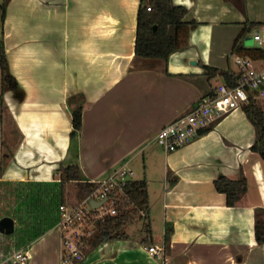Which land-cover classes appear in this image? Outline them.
Here are the masks:
<instances>
[{
	"label": "crops",
	"instance_id": "crops-1",
	"mask_svg": "<svg viewBox=\"0 0 264 264\" xmlns=\"http://www.w3.org/2000/svg\"><path fill=\"white\" fill-rule=\"evenodd\" d=\"M140 2L6 0L2 18L0 0V45L17 82L2 95L12 128L4 136L0 127V181L62 191L70 182L61 185V165L77 164L82 181L91 182L140 158L142 177L133 180L146 181V230L96 241L81 264H264V243H257L254 229L256 215L264 222V159L251 149L256 131L243 108L173 152L155 139L225 82L219 74L208 81L204 66L234 70L233 46L237 40L250 48L243 41L264 20V0H245L244 13L238 0H172L186 8L183 20L196 24L188 45L165 62L135 56ZM73 96L85 101L76 152L70 144ZM241 175L247 191L228 206L214 180ZM62 198L53 206L51 227L20 246L28 250L27 264H59L54 223ZM155 245L164 252L151 254L147 247Z\"/></svg>",
	"mask_w": 264,
	"mask_h": 264
},
{
	"label": "built area",
	"instance_id": "built-area-1",
	"mask_svg": "<svg viewBox=\"0 0 264 264\" xmlns=\"http://www.w3.org/2000/svg\"><path fill=\"white\" fill-rule=\"evenodd\" d=\"M252 42V54L234 52L231 55L235 65L230 71L236 79L234 84L222 83L212 94L201 97L188 111L157 132L155 139L166 152L181 148L222 115L252 101L264 114V20L253 28ZM133 177V169L128 163H122L102 178L91 181L95 186L86 197L75 203H57L54 227L59 232V264H81L90 247L101 240V225L121 209H135L142 220L148 217L147 206H137L125 190ZM91 200L98 205H90ZM147 250L159 255L164 252V245L148 246ZM0 258L10 264H27L29 253L27 248L20 247L0 252Z\"/></svg>",
	"mask_w": 264,
	"mask_h": 264
},
{
	"label": "trees",
	"instance_id": "trees-1",
	"mask_svg": "<svg viewBox=\"0 0 264 264\" xmlns=\"http://www.w3.org/2000/svg\"><path fill=\"white\" fill-rule=\"evenodd\" d=\"M5 1L6 0H4L2 4V18L4 16ZM238 1V3L236 2V6L244 13L245 0ZM148 7H150L149 10L147 9ZM186 12L187 10L184 6L174 5L172 0H141L137 14V29L134 47L135 56L138 58L155 59L165 62L172 52L186 47L188 45L189 29L192 25L196 24L194 21L186 22L183 20ZM253 25L258 24L254 23ZM234 52L252 54L253 49L241 46L236 40L232 53ZM204 69L206 70L208 81L219 74L225 82L230 84L235 83L236 79L230 72L220 71L217 68L209 66H204ZM0 70V103L2 105L3 93L7 90L17 88V82L9 71L4 47L2 45H0ZM207 95L208 94H204L203 97ZM68 106L70 108L72 121L70 144L76 152L77 136L82 126V111L85 106V101L77 96L69 97ZM243 110L256 131V139L251 145V149L258 152L262 159H264V114L260 110L258 104L253 101L247 106H244ZM59 171L61 185L63 186L67 182H75L79 188L80 199L86 197L95 186L91 182L82 181L80 168L77 164L61 165ZM214 185L217 191L226 195V204L228 206H234L247 191V181L243 175L236 180L218 177L214 180ZM125 190L137 206H147L145 179L129 181L125 186ZM64 200V198L61 199V201ZM136 213L137 211L135 209L126 208L121 209L117 215L110 217L100 227L101 239L116 240L126 238L124 227L126 224L133 221ZM254 229L257 243H264V222L259 221L257 215ZM0 233L7 235H2L3 237L10 236V234ZM171 233L172 228L169 227L164 235L166 243L169 241ZM7 248H10V246Z\"/></svg>",
	"mask_w": 264,
	"mask_h": 264
},
{
	"label": "rangeland",
	"instance_id": "rangeland-1",
	"mask_svg": "<svg viewBox=\"0 0 264 264\" xmlns=\"http://www.w3.org/2000/svg\"><path fill=\"white\" fill-rule=\"evenodd\" d=\"M243 44L252 47V31L247 34ZM229 62L230 66L235 69L232 56H230ZM2 106L0 103V114L3 115V118H0V127H2L5 136L6 130L12 128V117L6 114ZM141 165L142 162L140 158L132 164L131 167L134 171L133 178L142 177ZM60 196H65V201L67 202L75 203L80 200L79 188L76 183L73 182L67 183L61 191V188L58 186L54 187L44 183L25 181L8 185L0 181V219L4 216H10L13 218L15 226L14 234H11L8 238L3 237L2 235L4 234L0 233V252H10L11 249L7 248L10 245H13L12 249L19 248L41 231L50 228L54 218L52 214L53 206L55 202L59 200ZM138 220L139 217L136 213L133 221L126 224L124 230H127L128 233L136 230L140 233L145 231L146 225H144V220ZM1 261L2 259L0 258V262Z\"/></svg>",
	"mask_w": 264,
	"mask_h": 264
},
{
	"label": "water",
	"instance_id": "water-1",
	"mask_svg": "<svg viewBox=\"0 0 264 264\" xmlns=\"http://www.w3.org/2000/svg\"><path fill=\"white\" fill-rule=\"evenodd\" d=\"M90 205L96 206L98 202L90 201ZM14 231V220L9 216H4L0 219V232L11 234Z\"/></svg>",
	"mask_w": 264,
	"mask_h": 264
}]
</instances>
